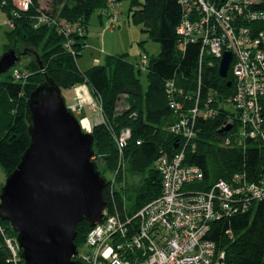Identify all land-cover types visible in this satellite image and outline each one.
Returning a JSON list of instances; mask_svg holds the SVG:
<instances>
[{
    "label": "trees",
    "instance_id": "obj_1",
    "mask_svg": "<svg viewBox=\"0 0 264 264\" xmlns=\"http://www.w3.org/2000/svg\"><path fill=\"white\" fill-rule=\"evenodd\" d=\"M3 1L0 0V7L12 22L6 31L5 51L20 49L21 45L26 50L21 57L24 63L16 69L22 74L20 77L15 75V66L0 74V173L5 177L18 166L30 143L27 100L39 84L50 78L62 90L84 84L100 103L104 120L91 133L93 161L101 159L105 164L101 174L108 181L103 190L106 215L117 214L125 219L158 197L162 190L159 158L172 157L184 148L185 162L198 166L204 173L203 180L192 184L195 189L206 190L219 179L229 180L234 173L264 184L263 146L241 135L242 124L237 117L232 130L221 129L232 114L228 100L233 94L232 66L223 78L219 74L218 59L207 53L201 58L199 42H184L177 30L185 14L181 0H127L131 21L141 25L142 31L161 47L158 55L148 56L145 68L130 61L127 53H121L108 55L104 63L87 69L80 68L78 56L87 43L91 17L98 13L103 22L108 0H48V10L41 8L39 0H33L28 10L14 8L12 0H6L5 4ZM119 1L122 0H116ZM256 8L264 11V0ZM42 13L54 22H39ZM67 25L79 26L83 33L66 36L60 29ZM248 25L254 32L264 34V18ZM70 38L71 49L66 45ZM143 69L146 87L141 81ZM168 83L173 85L172 92ZM123 96L128 106L119 111L118 103ZM172 99L183 102L185 109L194 106L205 109L208 104L218 111L210 118L198 115L196 134L186 146V141L170 130L181 118L170 107ZM261 102L264 116V98ZM126 128L131 130V136L121 152L117 137ZM127 173L143 177L131 194L126 191L124 175ZM117 181L122 184L121 188H115ZM3 185L4 181L0 180V191ZM91 229L86 220L78 223L77 248L85 244ZM16 237L10 222L0 218V264H25L20 249L14 260L7 245V239L16 241ZM209 238L224 252L226 264H264V200L215 221ZM136 254L134 251L129 257Z\"/></svg>",
    "mask_w": 264,
    "mask_h": 264
},
{
    "label": "built area",
    "instance_id": "obj_2",
    "mask_svg": "<svg viewBox=\"0 0 264 264\" xmlns=\"http://www.w3.org/2000/svg\"><path fill=\"white\" fill-rule=\"evenodd\" d=\"M108 2L105 27L112 29L117 26L119 13L116 0ZM181 2L185 14L177 30L184 42H199L201 58L207 53L220 60L225 52L232 53L233 94L228 99L232 114L221 129L230 127L227 131L232 130L237 117L242 124L241 135L255 139L264 148L261 102L264 98V34L254 32L248 25L264 18V11L256 8L261 0ZM32 3L33 0H12L18 10H28ZM38 19L44 23L54 22L46 13ZM67 26L60 29L66 36L83 33L79 26ZM70 41L71 38L66 44L69 49L72 48ZM148 61L149 57L144 54L139 64L145 68ZM15 75L22 74L15 70ZM167 86L172 92V83ZM170 107L181 116L170 130L186 141L185 146L196 134L198 115L210 118L218 113L208 104L205 109L198 106L185 109L183 102L173 99ZM130 136L131 130L126 128L117 137L121 152ZM184 149L172 157L159 158L162 190L158 197L125 219L105 212L88 233L84 244L88 249L80 253L77 248L73 259L83 264H226L224 252L209 238L212 224L249 209L255 201L264 200V184L234 173L229 180L219 179L206 190L195 189L192 184L203 180L204 173L198 166L185 162ZM7 245L16 260L20 249L17 239H7ZM134 251L137 254L129 257Z\"/></svg>",
    "mask_w": 264,
    "mask_h": 264
},
{
    "label": "water",
    "instance_id": "obj_3",
    "mask_svg": "<svg viewBox=\"0 0 264 264\" xmlns=\"http://www.w3.org/2000/svg\"><path fill=\"white\" fill-rule=\"evenodd\" d=\"M25 53L6 50L0 57V74ZM231 60V52L219 60L223 78L228 76ZM26 118L30 143L5 178L0 218L17 233L25 264H83L73 259L77 225L86 220L94 227L106 209L103 190L108 181L93 161L94 137L83 130L61 87L50 78L30 94Z\"/></svg>",
    "mask_w": 264,
    "mask_h": 264
},
{
    "label": "rangeland",
    "instance_id": "obj_4",
    "mask_svg": "<svg viewBox=\"0 0 264 264\" xmlns=\"http://www.w3.org/2000/svg\"><path fill=\"white\" fill-rule=\"evenodd\" d=\"M40 5L43 10H48V0H40ZM119 21L115 28H106L107 16L103 14V22L101 21L98 13H95L89 22L86 32L87 43L82 48L80 55L78 56V65L81 69H87L95 64H102L105 62L106 56L113 54L127 53L128 59L134 63H142L141 58L145 54L147 56L158 55L161 47L158 42L151 40L147 33L142 31V26L135 24L131 21L129 16V3L127 0L117 2ZM10 29L9 19L7 14L0 7V57L5 52V45L8 43L6 37V31ZM25 46L21 45L20 50ZM24 63V58H21V62L16 63L13 67L14 70L18 69ZM141 74V81L144 87L147 86V77L144 72ZM74 92L71 89H63V96H65L66 104L73 100ZM128 106V101L125 97H121L118 103L119 111ZM96 164L101 171L104 170L105 164L99 159L96 160ZM109 179L114 180V176L111 173H107ZM126 180V191L131 194L142 182V175L138 173H127L124 175ZM5 174L0 173V180L5 181ZM122 184L117 181L115 188H121ZM79 252L88 249L87 245L81 246ZM21 251V249H20Z\"/></svg>",
    "mask_w": 264,
    "mask_h": 264
},
{
    "label": "crops",
    "instance_id": "obj_5",
    "mask_svg": "<svg viewBox=\"0 0 264 264\" xmlns=\"http://www.w3.org/2000/svg\"><path fill=\"white\" fill-rule=\"evenodd\" d=\"M71 90L74 92L72 95L74 101L67 103V105L78 117L83 130L91 132L95 125L102 123L104 120L102 112L99 111L100 103L92 96L89 88L84 84L77 85Z\"/></svg>",
    "mask_w": 264,
    "mask_h": 264
}]
</instances>
